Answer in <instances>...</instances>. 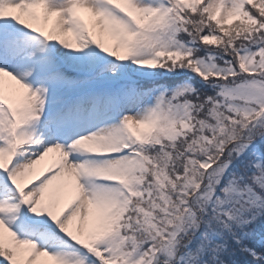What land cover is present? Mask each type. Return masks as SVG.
I'll return each instance as SVG.
<instances>
[{
    "label": "snow or ice",
    "instance_id": "obj_1",
    "mask_svg": "<svg viewBox=\"0 0 264 264\" xmlns=\"http://www.w3.org/2000/svg\"><path fill=\"white\" fill-rule=\"evenodd\" d=\"M0 264H264V0H0Z\"/></svg>",
    "mask_w": 264,
    "mask_h": 264
}]
</instances>
